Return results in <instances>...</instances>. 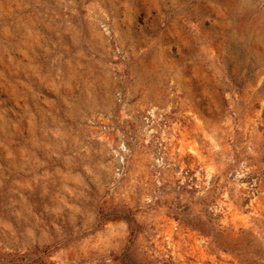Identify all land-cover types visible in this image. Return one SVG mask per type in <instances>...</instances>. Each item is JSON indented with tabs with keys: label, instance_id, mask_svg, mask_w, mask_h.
<instances>
[{
	"label": "rangeland",
	"instance_id": "374dc122",
	"mask_svg": "<svg viewBox=\"0 0 264 264\" xmlns=\"http://www.w3.org/2000/svg\"><path fill=\"white\" fill-rule=\"evenodd\" d=\"M264 264V0H0V264Z\"/></svg>",
	"mask_w": 264,
	"mask_h": 264
},
{
	"label": "trees",
	"instance_id": "16d2710c",
	"mask_svg": "<svg viewBox=\"0 0 264 264\" xmlns=\"http://www.w3.org/2000/svg\"><path fill=\"white\" fill-rule=\"evenodd\" d=\"M162 264H171V262L169 261L168 263L167 262H164V263H162Z\"/></svg>",
	"mask_w": 264,
	"mask_h": 264
}]
</instances>
